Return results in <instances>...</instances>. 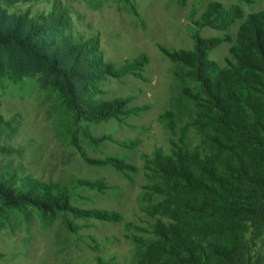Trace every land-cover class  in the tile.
<instances>
[{"label": "rangeland", "instance_id": "rangeland-1", "mask_svg": "<svg viewBox=\"0 0 264 264\" xmlns=\"http://www.w3.org/2000/svg\"><path fill=\"white\" fill-rule=\"evenodd\" d=\"M55 4L66 11V32L93 38L116 69L99 81L97 98L127 99L126 112L76 120L43 60L0 42V172L66 187L79 210L0 202V264H136L135 238L167 220L149 211L160 196L145 195L154 181L147 159L171 153L173 142L201 146L187 90L198 82L169 54L194 48L199 36L219 38L207 57L226 65L241 23L264 11V0H0L1 27Z\"/></svg>", "mask_w": 264, "mask_h": 264}, {"label": "trees", "instance_id": "trees-1", "mask_svg": "<svg viewBox=\"0 0 264 264\" xmlns=\"http://www.w3.org/2000/svg\"><path fill=\"white\" fill-rule=\"evenodd\" d=\"M3 15L0 42L43 60L59 78L76 120L99 121L126 112L127 99L97 98L99 81L116 75V69L102 59L93 38L76 39L66 32L64 8L55 4L46 13L22 11L21 19L6 28L1 27ZM231 19L227 11L224 24ZM218 41L199 36L194 48L169 54L187 65L185 72L198 82L196 91L187 90L201 146L173 142L171 153L156 150L147 159L154 181L145 195L160 196L149 211L167 220L159 217L152 235L135 238L136 264H264V11L248 14L241 23L230 48L233 58L224 66L207 57ZM0 202L44 214L79 211L70 204L66 187L20 181L2 172Z\"/></svg>", "mask_w": 264, "mask_h": 264}]
</instances>
